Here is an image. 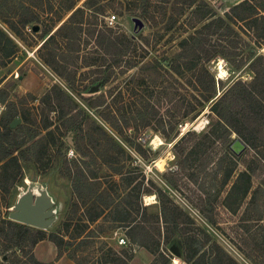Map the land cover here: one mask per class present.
<instances>
[{"label": "rangeland", "instance_id": "rangeland-1", "mask_svg": "<svg viewBox=\"0 0 264 264\" xmlns=\"http://www.w3.org/2000/svg\"><path fill=\"white\" fill-rule=\"evenodd\" d=\"M187 1L193 5L188 7ZM241 1L43 0L41 22L26 27L19 37L0 20V128L7 113L15 111L21 121L12 136L23 142V154L30 159L22 184L11 194L0 189V229L30 169L43 178L61 163L68 176L59 178L56 169L50 187L64 211L45 235L56 233L61 252L81 264H98L109 255L108 247L131 254L129 261L120 256L127 264L134 251L136 264H264V152L250 149L233 133L223 142L209 103L191 122L172 129L168 123L171 98L204 92L196 88L193 70L178 77L167 66L179 53L180 41L199 27L192 28V13L225 18ZM26 3L0 0V15L15 22ZM71 5L83 11L79 16L90 29L113 38L114 47H108L107 39L101 46L97 34L86 31L77 42L56 37V44L41 47L45 26L52 34L58 17L69 16ZM110 16H115L112 25L107 24ZM133 18L143 22L141 30H134ZM232 25L240 41L219 44L212 37L207 47L221 49L219 44L225 52L203 64L215 81L213 100L233 82L253 80L251 53L264 57V42L245 24ZM219 63L226 74L221 78ZM113 117L121 125L119 133L112 129ZM72 121L81 122V130H68ZM46 122L50 125L45 129ZM188 131L192 135L177 144ZM238 139L246 146L242 151L232 147ZM242 172L250 175L248 191L244 181L233 186ZM99 210L105 214L88 223ZM112 219L134 222L121 229ZM121 237L124 245L118 244ZM29 245L22 253L5 251L0 236V264H29L24 256ZM173 246L178 256L170 251Z\"/></svg>", "mask_w": 264, "mask_h": 264}, {"label": "trees", "instance_id": "trees-1", "mask_svg": "<svg viewBox=\"0 0 264 264\" xmlns=\"http://www.w3.org/2000/svg\"><path fill=\"white\" fill-rule=\"evenodd\" d=\"M144 1V4L148 2V0ZM5 3L6 0H2V4ZM42 5L43 0H28V3L21 6V12L16 17L15 22L12 21L13 19L2 15H0V20L12 33L19 37L21 31L26 27L41 22L39 10L42 8ZM185 5L189 7L193 5V3L192 1H187ZM1 6L2 5L0 4V8ZM74 7V5H71L67 9L69 16L65 20L63 17H58L55 30L52 34H50L51 29L44 25L45 30L43 31V34L44 37L47 38L44 40L41 47L44 45L47 46V44L49 46L56 44V37L66 40L67 43H71L72 41L77 42V36L86 31L88 32V35L97 34L101 46V42H104V40L107 39L108 43H110L108 47L113 48L115 40L110 36L107 37L106 34H103V31L90 29L92 28L89 27L91 26L90 23L85 24L84 20H82L83 18L79 16L83 11L79 8L74 9ZM145 10L146 8L144 11ZM100 12L102 11L100 10ZM191 19L193 20V23L191 24L192 28L199 27L195 29L191 35H188L180 41L178 45L179 53L169 61L167 66L170 73L178 77H183V75L186 74V69L193 70V76H196V88L201 87L204 94L200 93V95H197L198 97L190 95L188 97L181 96L179 98H171V114L169 113L168 119V123L171 124V129L175 128L182 122H191L196 119L202 109H204L205 105L209 103L211 104L210 110L217 120V125L223 131V142H227L229 135L233 133L250 149L264 152V57L262 55L256 56L255 53H251V63L249 68L254 74L253 80L250 83H244L239 80L233 82L229 89L216 100H213L215 97L214 78L206 69V66L203 65L208 64L216 57L225 54L222 45L219 44L227 42L228 40V43H232L230 40H241V36L232 25L233 23L235 24V22L245 24L248 29L252 31L254 38L257 41L264 42V0H243L234 5L225 18L215 17L209 13L198 16L193 12ZM92 26H96V24H92ZM0 35L3 36L1 32ZM212 37H217L216 40L219 44H217L216 47H220L221 49L209 50L207 48L210 45V39ZM5 40L12 43L8 38H5ZM128 45H130V42H128ZM126 48H128V46ZM11 53L12 50L7 54L10 55ZM49 57L51 60H54V53H49ZM43 61L47 65L53 66V63L50 62L49 59L44 58ZM127 64L134 66L131 63ZM197 66L201 67L200 72L198 71ZM71 80L73 79L69 78L68 83L72 82ZM94 81L96 82L97 79ZM16 116L17 113L15 111H9L4 118L6 120L4 127L0 128V189L5 188L7 194H11L17 185L22 184L24 166L30 164V159L25 158L21 149L23 147V142H16L14 136H12L13 132L17 129L11 130L8 125L9 121H12ZM114 122V124H116L114 127L111 123L109 124L112 126V129L119 133L118 128L121 125L118 120L116 121V118ZM49 125L50 123L46 122L44 128H48ZM81 127V122L72 121L68 130H71L72 128L77 131L81 130ZM187 135H192V133L188 131L179 139L177 144H179ZM60 164L61 163L56 164V167L54 168L55 170L58 169L56 172L57 176L59 178L68 176L63 173ZM240 181H244L243 190L248 191L250 188V175L246 172L240 173L233 185L234 188L238 186ZM142 196V194L139 195V206L142 207V210L144 211L146 210V207L143 206ZM160 196L164 197L162 194H160ZM160 212L165 217V209L163 206L160 208ZM104 214V210H99L98 213L92 215L87 222H96ZM112 221L120 223L118 228L121 229L131 228L130 226L134 222L122 219H112ZM124 221L128 223L123 224ZM1 225L4 226L0 229V236L3 237L5 242V251L13 249L22 253V248L26 247L27 243L30 244V251L24 253V256L28 257L29 264H42L34 258L32 250L37 242L44 239L52 242L56 246L58 256H61L63 253L60 250L61 246L57 241L56 233H50L46 237L44 231L17 224L7 219H1ZM140 229L143 232L145 230L143 227H140ZM141 246L150 251L146 243H143ZM108 250L109 255L104 256L98 264H127L123 261L122 257H120L121 255L126 256V260L128 261L131 259V254H128L127 251H116L111 247H108ZM67 257L74 261L75 264H81L75 261L71 256L67 255Z\"/></svg>", "mask_w": 264, "mask_h": 264}, {"label": "water", "instance_id": "water-1", "mask_svg": "<svg viewBox=\"0 0 264 264\" xmlns=\"http://www.w3.org/2000/svg\"><path fill=\"white\" fill-rule=\"evenodd\" d=\"M134 30H141L143 22L138 18H133ZM32 31H38V26H34ZM96 91V87L91 92ZM20 123L19 118H15L10 123V129H14ZM233 149L244 150L246 146L238 139L233 141ZM29 177L23 185L16 191V195L10 206L7 220L21 224L40 231H49L57 224L64 211V203L57 197L51 189L52 176L55 169L51 170L45 177L39 178L36 171L30 169ZM60 200V201H58ZM170 251L176 256L179 255L176 247H171Z\"/></svg>", "mask_w": 264, "mask_h": 264}, {"label": "crops", "instance_id": "crops-1", "mask_svg": "<svg viewBox=\"0 0 264 264\" xmlns=\"http://www.w3.org/2000/svg\"><path fill=\"white\" fill-rule=\"evenodd\" d=\"M34 258L42 264H75L74 261L70 260L65 253L58 256V250L56 246L44 239L36 243L32 250ZM137 254L134 251V255L129 264H136Z\"/></svg>", "mask_w": 264, "mask_h": 264}, {"label": "built area", "instance_id": "built-area-1", "mask_svg": "<svg viewBox=\"0 0 264 264\" xmlns=\"http://www.w3.org/2000/svg\"><path fill=\"white\" fill-rule=\"evenodd\" d=\"M114 18H115V16L107 17V24L112 25ZM68 156H72V152L68 153ZM118 244L119 245H124L125 244V239L122 238V237L118 238Z\"/></svg>", "mask_w": 264, "mask_h": 264}, {"label": "bare ground", "instance_id": "bare-ground-1", "mask_svg": "<svg viewBox=\"0 0 264 264\" xmlns=\"http://www.w3.org/2000/svg\"><path fill=\"white\" fill-rule=\"evenodd\" d=\"M217 70H218V72H219V75H218V77L219 78H221L224 74H225V70H224V68L222 67V64L221 63H219L218 65H217ZM226 75V74H225ZM162 165H163V163H161ZM145 198V200H148V197H144ZM146 204H148L147 202H146ZM149 205V204H148ZM176 261V260H175Z\"/></svg>", "mask_w": 264, "mask_h": 264}, {"label": "flooded vegetation", "instance_id": "flooded-vegetation-1", "mask_svg": "<svg viewBox=\"0 0 264 264\" xmlns=\"http://www.w3.org/2000/svg\"><path fill=\"white\" fill-rule=\"evenodd\" d=\"M14 119H15V118H14ZM20 121H21V120H20ZM9 125H10V124H9ZM9 128H10V127H9ZM15 128H16V127H15ZM15 128H14V129H15ZM14 129H11V130H14ZM47 174H48V173H47Z\"/></svg>", "mask_w": 264, "mask_h": 264}]
</instances>
